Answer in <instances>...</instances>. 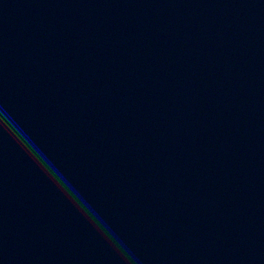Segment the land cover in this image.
Wrapping results in <instances>:
<instances>
[{
    "label": "water",
    "instance_id": "obj_1",
    "mask_svg": "<svg viewBox=\"0 0 264 264\" xmlns=\"http://www.w3.org/2000/svg\"><path fill=\"white\" fill-rule=\"evenodd\" d=\"M0 120L132 264H264V0H0ZM25 165L0 131V264H118Z\"/></svg>",
    "mask_w": 264,
    "mask_h": 264
},
{
    "label": "clouds",
    "instance_id": "obj_2",
    "mask_svg": "<svg viewBox=\"0 0 264 264\" xmlns=\"http://www.w3.org/2000/svg\"><path fill=\"white\" fill-rule=\"evenodd\" d=\"M0 131L7 132L19 148L22 158L27 159L29 175L47 192L59 206L67 207L82 220L99 239L107 244L118 264H132L129 249L118 238L110 225L68 176L44 152L39 144L15 122L0 120ZM21 159V163H23Z\"/></svg>",
    "mask_w": 264,
    "mask_h": 264
}]
</instances>
